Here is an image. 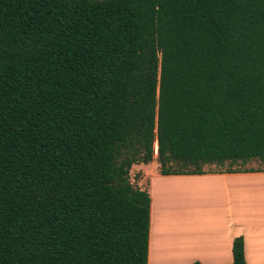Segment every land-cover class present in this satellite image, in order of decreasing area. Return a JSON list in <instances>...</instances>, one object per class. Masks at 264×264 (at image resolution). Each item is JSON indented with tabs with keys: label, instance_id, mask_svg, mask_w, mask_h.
Instances as JSON below:
<instances>
[{
	"label": "trees",
	"instance_id": "16d2710c",
	"mask_svg": "<svg viewBox=\"0 0 264 264\" xmlns=\"http://www.w3.org/2000/svg\"><path fill=\"white\" fill-rule=\"evenodd\" d=\"M153 154L264 161V0H0V264H146Z\"/></svg>",
	"mask_w": 264,
	"mask_h": 264
},
{
	"label": "crops",
	"instance_id": "0c3cea01",
	"mask_svg": "<svg viewBox=\"0 0 264 264\" xmlns=\"http://www.w3.org/2000/svg\"><path fill=\"white\" fill-rule=\"evenodd\" d=\"M152 168L135 181L149 197L146 264H230L237 236L244 264H264V168L191 175Z\"/></svg>",
	"mask_w": 264,
	"mask_h": 264
},
{
	"label": "rangeland",
	"instance_id": "374dc122",
	"mask_svg": "<svg viewBox=\"0 0 264 264\" xmlns=\"http://www.w3.org/2000/svg\"><path fill=\"white\" fill-rule=\"evenodd\" d=\"M154 156L155 154H153V159L150 162L151 166L147 167L146 169H143L144 166H139V164H133L130 166L129 170H128V177H129V181L132 184H135V181L137 180L138 176L140 175V170L143 169L144 171H150L155 167L156 171H157V163L154 160ZM235 168V169H240V168H252V169H262L264 168V161L260 162L257 160H249L243 164L240 163H234L231 166L223 163L220 166H214V165H203L201 166L202 170L204 172H210V171H221V170H225L226 168ZM169 168L176 170V169H180L179 165L176 163H170L169 164Z\"/></svg>",
	"mask_w": 264,
	"mask_h": 264
}]
</instances>
